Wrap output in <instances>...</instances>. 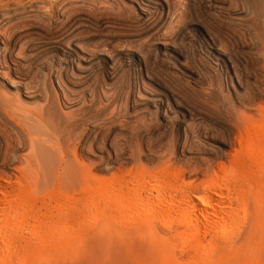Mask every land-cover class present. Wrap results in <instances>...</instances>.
<instances>
[{
  "label": "rangeland",
  "instance_id": "obj_1",
  "mask_svg": "<svg viewBox=\"0 0 264 264\" xmlns=\"http://www.w3.org/2000/svg\"><path fill=\"white\" fill-rule=\"evenodd\" d=\"M91 1L64 16H116L86 34L99 57L112 31L119 63L162 39L185 61L152 52L146 71L131 62L113 80L101 65L83 94L41 101L42 119L0 117V264H264V2L169 0V24L138 41L116 6L93 14ZM32 136L60 153L33 154Z\"/></svg>",
  "mask_w": 264,
  "mask_h": 264
},
{
  "label": "bare ground",
  "instance_id": "obj_2",
  "mask_svg": "<svg viewBox=\"0 0 264 264\" xmlns=\"http://www.w3.org/2000/svg\"><path fill=\"white\" fill-rule=\"evenodd\" d=\"M93 1V7L95 8L94 9L92 7L93 10L91 9L93 14L95 12L100 13L102 10V12L105 13L103 14L107 15L109 14L108 12L112 11L109 10L112 7L116 6L118 10H120L122 15H119H121V18L123 17V20L125 16V20L121 24H123L124 27L126 25L127 27L129 26L137 28L135 30V34L137 35L134 34L137 40L141 37L144 38V36L146 37L147 35L156 33L163 27V25H167L166 23L172 20L170 19L172 13L171 10L173 8L172 5L178 6L177 2L175 4H172L169 0H92L91 2ZM188 1L191 2L192 0ZM210 1L211 0H199V3H201L199 4V7H203L206 4H209L210 6ZM259 1H261L262 4L264 2V0H257V2ZM71 4H73L72 0H0V117L4 118L3 120L6 121V124L8 122L11 125V123L13 122L24 119L28 121L30 120L29 122H31L32 120L34 121L35 115H41L42 113L39 112L42 109V104H39L42 103L41 101L51 100L52 103L60 101L67 102V92L70 93V91L73 89L83 94L84 88L86 87H84V83L89 81V79L96 72L95 70L99 69L101 65L105 66V72L103 74L99 73L98 77H101V79L106 78L108 80H113L119 71H122L123 73L128 72L132 68L130 67V64H132L131 62H134L135 68L137 66L136 74H139V72L143 70L146 71L148 63L147 61L149 60L148 54H151L152 52H160L163 54V56L169 55L173 60V62L171 61L170 64L174 68H176L175 66H180L181 62L183 63L185 61V57L180 51L174 50L173 47L169 46H172L175 41L173 42L171 40L167 41L165 39H162V44L161 46H159V50L157 47H154L153 50L143 49L145 47L141 45V48L143 47V50L140 49V54L131 51L123 52L122 54H120L119 56H121V60L123 61L119 63L114 57H117V54H119V52L115 51L112 47V45L114 44V40L116 39L110 37L114 35V33L112 34V31L111 35L109 36L110 38L106 37L107 39L105 42L107 49L104 48V50H102L105 54H108V56L110 55V57L108 58L106 55H104V58H101L99 57L100 54L96 55L89 49V46H91L94 40L90 38L91 36L89 37L86 34L95 31L97 33L96 35H98L100 33H103L102 31L113 28L115 29L116 26L120 23L118 22L119 20L115 19V14V17L111 19L110 17H108L109 15L105 17H101L102 15H100V17H95L94 15L84 16V12L76 13L77 11H72L71 14L69 12L70 15L68 14V16H64V14L67 12L66 10L69 9V6ZM85 4H87V2ZM258 7L261 8V6ZM71 10L73 9H69V11ZM214 10L217 9L214 8ZM40 17H42V19L44 20V23L41 25L40 22H37V19ZM115 20H117L118 23ZM157 34L159 35V33ZM132 35L133 34H131L130 36ZM155 35L152 34L151 36L156 37ZM133 40L137 43L135 38H133ZM143 40L141 42H143ZM211 41H214L213 43L215 44V40ZM141 42H139V44ZM217 48L215 47L214 49H212V57H214V59L216 58V60H222L224 55ZM119 59L120 58H118V60ZM195 62L198 63L199 61L195 60ZM174 68L171 69L181 71V69L178 67V69ZM95 74L94 77L96 76ZM37 76H41V78L43 79V90L45 91V95H43L45 97L40 96L41 94L39 95L38 93H35V91L33 92V86H30V84L32 83L31 80H34ZM86 85L90 86L89 83H87ZM162 94H165L167 97L168 95H171V93L168 91L163 92ZM152 96L150 95V97H147L149 100L154 102L153 107L157 111L163 110L164 112L162 100L160 98L153 99L154 96ZM173 96L174 95L172 94V97ZM53 106L55 108V105ZM37 112L39 114H37ZM36 123L35 127L34 125H32V123L31 125L34 128H37L36 126L39 127V125H36ZM40 126L42 125L40 124ZM19 131L22 132L23 129L20 128ZM35 131L38 130L35 129ZM34 134L37 133L35 132ZM40 143L42 142H39L38 139L33 138V136L32 138L29 137V144L33 148L32 150L36 151V153L33 154H39L43 158L48 150L54 152L58 149L57 151L58 153H60L61 147H58L57 149L54 148V146L45 148L43 147V144ZM53 148L56 150H54ZM52 153L50 155H52ZM55 153L57 154V152ZM55 153L53 154L56 155ZM54 155L52 156L54 157ZM65 155L66 154H64V156ZM193 218L194 217H192V219Z\"/></svg>",
  "mask_w": 264,
  "mask_h": 264
}]
</instances>
